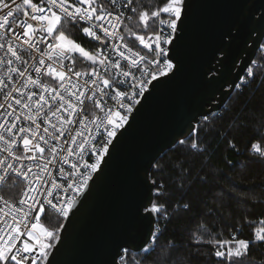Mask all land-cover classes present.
<instances>
[{
  "label": "snow or ice",
  "instance_id": "6c2138e0",
  "mask_svg": "<svg viewBox=\"0 0 264 264\" xmlns=\"http://www.w3.org/2000/svg\"><path fill=\"white\" fill-rule=\"evenodd\" d=\"M107 2L11 0L10 5L0 0V65L5 67L0 73V153L5 154L0 189L10 181L18 188L10 198L0 195V264H61L58 255L83 233L87 205L113 175L127 135L189 69H197L203 85H212L229 58L233 66L241 59L234 53L250 51L249 40L253 46L259 42L260 59L242 65L244 74L225 90L242 94L245 82L257 78L255 66L264 61V3L257 12L250 0H155L150 8L140 7V0ZM69 25H86L80 31L99 46L86 50L69 34ZM140 25L151 29L147 39L135 30ZM197 116L208 119V113L193 115L190 135L199 136ZM199 145L196 140L190 146ZM229 146L235 147L233 141ZM250 148L264 157V143ZM160 194L157 187L143 202L129 198V214L135 219L156 214L158 222L163 211L166 223V206L153 202ZM49 208L62 218L55 227L45 224ZM162 234L155 227L149 231L140 245V264H155L154 245ZM213 235L207 233L223 264H235L252 243ZM255 241L264 244V228L256 230ZM99 243L105 254L100 264L126 259L127 247L111 225Z\"/></svg>",
  "mask_w": 264,
  "mask_h": 264
},
{
  "label": "trees",
  "instance_id": "16d2710c",
  "mask_svg": "<svg viewBox=\"0 0 264 264\" xmlns=\"http://www.w3.org/2000/svg\"><path fill=\"white\" fill-rule=\"evenodd\" d=\"M154 4L155 0L140 1L143 8ZM80 28L69 25V34L89 50L94 45ZM135 30L145 35L151 32L143 25ZM255 70L257 78L245 82L242 94L235 91L224 110L200 121L199 136L193 134L168 150L153 166L151 180L161 193L154 203L165 205L170 217L165 223L162 211L156 222L155 230L163 234L154 245L155 264H223L214 256L217 246L209 242V232L216 240L235 236L252 242L235 264H264V244L255 241L256 230L264 228V160L250 148L253 142L264 143V61ZM196 140L200 145L192 149ZM16 192L7 189L4 194L10 198ZM185 203L190 204L187 210ZM47 216L48 227L62 219L50 212ZM197 236L201 239L196 240ZM123 254L126 259L121 264H140L143 257L128 250Z\"/></svg>",
  "mask_w": 264,
  "mask_h": 264
},
{
  "label": "water",
  "instance_id": "95a60500",
  "mask_svg": "<svg viewBox=\"0 0 264 264\" xmlns=\"http://www.w3.org/2000/svg\"><path fill=\"white\" fill-rule=\"evenodd\" d=\"M250 3L258 12L264 0H250ZM256 36L257 33H253V39ZM258 43L253 46L249 40L247 47L250 51L234 53L241 59H237L233 66V60L229 58L221 70L223 75L218 76L212 85H203L197 69L192 68L184 80L162 93L152 109L127 135L121 146L120 158L113 166V175L97 189L87 205L81 221L83 233L74 236L58 255L61 264H100L105 254L99 241L106 225L113 227L119 243L128 251L143 253L139 250L140 245L147 239L149 231L156 228V214L133 218L128 211L129 198L143 202L152 196L155 189L150 175L153 166L165 152L181 144L179 141L184 142L193 135L189 133L193 115L203 112L208 113L209 118L226 108L235 91L229 95L225 90L236 80L237 74H244L242 65L256 59ZM197 119L202 120L199 116ZM112 251L114 245L110 246V255Z\"/></svg>",
  "mask_w": 264,
  "mask_h": 264
},
{
  "label": "built area",
  "instance_id": "2783aa9c",
  "mask_svg": "<svg viewBox=\"0 0 264 264\" xmlns=\"http://www.w3.org/2000/svg\"><path fill=\"white\" fill-rule=\"evenodd\" d=\"M140 1H141V0H140ZM7 2L11 5V0H7ZM101 2L105 3V6H109L107 0H101ZM119 2H120V0H118V3H119ZM126 15H127V13H126ZM21 18H22V16H21ZM125 23H127V21H126ZM83 26H86V25H81V27H83ZM138 34L144 35L145 38L147 39L148 34H146V35H145V34H142V33H138ZM83 35H84V37L87 39V41H89L90 43H92V44L94 45V47H92V48L89 49V50H94L96 47L99 46V44H98L97 41L91 40V39L88 38L85 34H83ZM129 39L134 40L135 38H134V37H130ZM142 47H143V46L140 45L138 41H136V50H140ZM145 51H146V50H145ZM2 55H3V52H0V56H2ZM26 58H27V57H26ZM122 63H124V62H122ZM4 72H5V67H4L3 65H0V73H4ZM73 79H75V77H73ZM0 102H3V96H2V95H0ZM18 111H19V109H18ZM62 139H63V138H62ZM253 153H254V154H257V153H255V152H253ZM4 155H5L4 153H0V158H3ZM257 155H259V154H257ZM259 156H260V155H259ZM260 157H261V156H260ZM261 158L264 160V157H261ZM65 167L67 168L68 166L65 165ZM52 171H56V169H55V168H52ZM10 184H11V181L9 182V185H5L3 189H0V195H4V196H5V194H4L5 190H7V189L12 190V189H13V188L10 187ZM18 187H19V186H18ZM13 190H14V189H13ZM17 191H18V188H17ZM5 198H7V197L5 196ZM48 212H50V213H52V214H55V215L57 216L56 211H55L54 209H52V208H49V209H48ZM59 218H60V217H59ZM149 246H151V244H150Z\"/></svg>",
  "mask_w": 264,
  "mask_h": 264
}]
</instances>
